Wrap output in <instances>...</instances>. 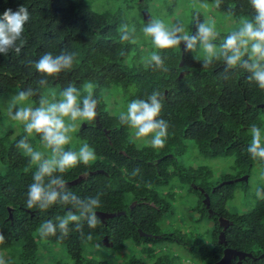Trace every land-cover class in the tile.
<instances>
[{"label":"trees","instance_id":"1","mask_svg":"<svg viewBox=\"0 0 264 264\" xmlns=\"http://www.w3.org/2000/svg\"><path fill=\"white\" fill-rule=\"evenodd\" d=\"M132 1L144 9L139 0ZM214 1L220 12L234 20L255 15L248 0ZM22 5L28 8L30 18L13 48L7 55L0 54V94L12 89L18 93L31 90L34 95L30 101L39 104L46 88L58 87L63 91L72 84L79 90L93 83L100 126L94 121L83 122L84 127L76 136L94 148L97 160L88 167L78 165L63 174L54 172L53 178L69 182L85 175L86 179L55 190L75 194L80 200L100 195L102 206L96 213L110 216L97 215L99 224L95 229H90L87 219H82L85 238L76 231V225L70 224L69 235L63 241L57 240L58 228L55 236L42 239L38 232L42 222L50 220L56 224V217L67 211L77 212V208L72 203L59 202L46 212L27 208L28 186L36 167L15 145L0 143V233L5 237L0 254L12 248L19 250L16 261L9 264H41L36 240L63 247L66 257L52 264H114L110 259L94 256L104 249L103 241L115 254L124 242L134 246L135 249L127 250L133 253L118 264H172L170 254L156 249L161 241L180 245L200 264L217 262L224 248L251 255L240 264H264V199L257 200L246 214L231 215L223 204L231 199L235 182L220 185L250 176L252 168L262 164V160L253 159L247 151L251 126L264 125V90L248 79L250 73L239 65L229 69L223 54L204 67V61L195 59L186 43L180 67L181 50L174 49L158 51L163 61L160 66L150 61L145 65L135 63L138 60V55L132 54L137 49L135 35L128 30L121 32V26L128 25L125 13L131 9L130 1H120L114 13H93L83 0H0V15L8 8L16 11ZM122 34L128 39L121 40ZM16 47L20 48L19 53ZM49 52L53 56L73 53L72 67L55 77L37 72L35 63ZM113 89L120 91L127 105L134 99L147 102L154 91L159 92L163 107L157 119L169 125L162 149L135 145L128 138L129 128L120 124L119 116L105 111L101 90L111 93ZM188 146L202 160H230L234 177L222 175L219 184L212 183L208 168L184 165L182 160ZM173 178L180 188H186V194L195 198V206L190 209L195 212L196 221L212 222L209 242L192 232L188 233L191 237L188 243L178 231L162 233L159 221L172 211V191L176 188H170L169 183ZM164 189L166 192H161ZM204 195L216 217L208 216L202 203ZM217 217L228 222L223 230V244L218 242L222 230ZM88 253L94 257L87 256Z\"/></svg>","mask_w":264,"mask_h":264},{"label":"clouds","instance_id":"2","mask_svg":"<svg viewBox=\"0 0 264 264\" xmlns=\"http://www.w3.org/2000/svg\"><path fill=\"white\" fill-rule=\"evenodd\" d=\"M255 15L245 18L242 27L237 32L229 34L222 45L223 59L229 69L238 65L250 73L248 79L254 81L257 87L264 90V0H248ZM207 7V5H203ZM29 11L25 6H19L16 11L6 9L0 15V54L7 55L17 40L24 33V26L29 21ZM134 31V29H133ZM121 32H127V25L121 26ZM145 37L151 38L153 46L158 50L177 48L183 41L188 50H194L197 41L207 54L204 67L211 63L215 55V46L210 43L216 38L215 23L209 20L200 23L197 35L191 36L182 25L171 29L166 28L162 20H152L143 28ZM128 36L122 34L121 40H127ZM15 51L19 53L20 48ZM247 55L248 59L242 58ZM74 62V54H61L53 56L51 52L44 54L34 65L37 72L45 77H55L62 70L70 69ZM150 62L157 66L163 64L158 52H152ZM46 81H42L44 83ZM94 85L89 82L85 84V95L80 98L78 89L69 84L61 93V98L53 103H48L41 98L40 106L33 107L30 97L34 93L19 92L13 97L8 113L13 121L23 125L26 136L17 145L24 154L29 157L30 164L36 167L32 176V182L28 186L26 207L46 212L58 202L62 204L72 203L77 212L67 211L64 216L56 217V224L52 221L42 222L38 232L43 239L46 236H55L57 228L60 231L58 241H63L69 235V225H76V231L80 232L81 238H85L81 221L87 219L88 227L95 229L99 224L96 210L102 206L100 195L89 196L80 200L75 194L56 191L55 188L63 190L66 182L62 179L53 178L54 172L65 173L76 168L78 165L90 166L97 160L94 148L83 143L78 151L68 150L65 147L71 143L77 122H92L97 116L98 101L93 99ZM159 92L154 91L147 102L144 99L131 100L127 110L119 116L120 124L130 128L137 140L147 142L152 137L150 146L154 149H162L168 137L169 125L164 120H159L163 103L158 99ZM82 104V107L80 106ZM46 105V106H45ZM16 111L12 114V109ZM70 121L67 123L65 121ZM37 134L41 138L45 148L51 150L48 158L41 151L34 150L27 142V138ZM251 141L247 151L253 159L264 161V144H262L261 129L253 124L250 128ZM139 171L138 169L136 170ZM135 174V173H134ZM48 179L45 184V179ZM258 199H264L261 190L257 189ZM89 233L87 239H91ZM5 243V237L0 233V244ZM0 264H6L3 256H0Z\"/></svg>","mask_w":264,"mask_h":264},{"label":"rangeland","instance_id":"3","mask_svg":"<svg viewBox=\"0 0 264 264\" xmlns=\"http://www.w3.org/2000/svg\"><path fill=\"white\" fill-rule=\"evenodd\" d=\"M83 1L93 13H114L115 9L120 4V1H123V3L130 1L131 9L128 13H125L126 16L128 14L126 23L128 24L127 30L135 35L134 41L136 45H134L137 49L136 51H133L132 54L138 55V60L134 62L141 65H145L150 61L152 52L159 51L153 46L151 38L145 37L143 33L145 25L152 20H162L168 29L182 25L185 31L193 37L196 36L195 32H197L200 23H206L209 20H212L215 23L217 32L216 38L210 41V43L215 46V55L212 58H220L223 54L222 45L227 36L232 32H237L239 28L242 27L243 20L245 19L240 18L234 20L228 14L220 12L217 9L214 0H139V3L144 5V9L138 8L135 1L132 0H117L116 2H113L112 0ZM203 5H207V7H203ZM142 12L144 15H142ZM140 13L141 17L139 16ZM184 44L185 42L182 41L177 48L173 49L180 51ZM190 54L195 59L201 61H205L207 55L202 49L199 41H197L195 49L190 51ZM245 56L247 57V55ZM78 91L80 92V98L82 99L86 94L84 86ZM61 93L62 91L58 87H50L42 91L41 98L45 99L48 103H53L61 98ZM17 94V89H12L8 93L0 94V143H3L4 145L12 144L16 147L19 141L26 136V133H24L23 130V125L13 121L8 113L11 101ZM100 97L105 105V111L111 116H120L122 112L127 110V104H124L123 98L118 89H113L111 93L101 90ZM32 106L39 107L40 102L39 104L32 103ZM15 111L16 109L13 108V115ZM65 122L66 124L71 123L67 120ZM82 125L83 122H77L76 130L73 133H70L72 136L71 143L65 147V151H78L79 147L83 144L76 137V133ZM260 129L262 134V144H264V125ZM128 138L137 146H150L152 137L150 136L146 138L147 142L144 140H137L133 131L129 128ZM26 142L34 150L41 151L45 158L50 156L51 150L45 148L41 139H39L36 134L28 137ZM19 151L21 154H24L22 149H19ZM190 151V146H188L182 163L187 167L192 168L195 166H203V168L206 169L208 168L210 172V181L212 183L219 184L220 182L218 180L222 175H230L234 177L235 173L230 170V160H202L196 156V153L193 155ZM169 187H175L176 189L172 191L173 201L171 205V213L159 221L162 233L166 234L173 230L178 231L181 233L180 235H185L184 239L187 240L188 243L191 238L188 233L192 232V234H200L205 243L209 242V235L213 227L212 222L208 219L196 221V214L190 209V207L195 206V198L186 194L185 187H179L176 178H173L170 181ZM233 189L234 191L231 199L223 204L224 210L231 215L248 213L253 208L256 201L259 200L256 196L257 189H260L261 195L264 196V161H262L260 166L255 165L252 168L250 176H247L245 183L235 182ZM161 192H166V189ZM36 242L38 243L36 246L37 255L40 258L39 261L41 264H52L55 261L64 260L66 257L64 256L65 251L62 246L56 244H44L38 240H36ZM103 247L104 249L94 254V256L98 255L100 258L104 257L110 259L114 264L124 261L129 255H131L130 253H133V251H127L129 248L135 249L134 246L127 242L122 243L121 248L119 249L120 251L118 250L119 252H116V254L114 252L115 250L105 241H103ZM156 249L163 253L170 254L173 259L172 264H200L198 261L191 259L192 256L188 255L184 248L176 243L161 241ZM18 252V248H12L9 251L2 252L0 256H3L6 264L14 263ZM118 253H120V255H118ZM132 255L140 257L138 254ZM87 256L94 257L90 253H88Z\"/></svg>","mask_w":264,"mask_h":264},{"label":"water","instance_id":"4","mask_svg":"<svg viewBox=\"0 0 264 264\" xmlns=\"http://www.w3.org/2000/svg\"><path fill=\"white\" fill-rule=\"evenodd\" d=\"M142 15H144V13L142 12ZM182 48L183 46L181 47V55H180V63H179V66H181V61H182V56H183V51H182ZM181 75V74H180ZM82 176H78L76 179L72 180V181H69V182H66V185L65 186H71V185H74L76 184L77 182H79L81 180ZM247 180V176L244 175V176H241L239 178H236L234 180H229L227 182H223L221 183L220 185L222 184H231L233 182H246ZM202 203L204 204L206 210H207V214L208 216H211L212 213H211V210L208 208V197L206 195H204V199L202 201ZM96 215H98L100 218H104V217H109L110 215H106V214H103V213H96ZM218 222H220V224L222 223V231L219 233V236H218V242L220 244H223V230L227 227V220L221 218V217H218ZM246 257H251L250 254H245V253H242V252H239V251H235L233 249H229V248H224L223 251H222V256L221 258L215 263V264H230V261L233 260V259H237L238 262H241V259L243 258H246ZM240 264V263H238Z\"/></svg>","mask_w":264,"mask_h":264},{"label":"flooded vegetation","instance_id":"5","mask_svg":"<svg viewBox=\"0 0 264 264\" xmlns=\"http://www.w3.org/2000/svg\"><path fill=\"white\" fill-rule=\"evenodd\" d=\"M94 124L97 126V127H99L100 125L98 124V117L96 116V118H95V120H94ZM84 127V123H83V125L80 127V129L81 128H83ZM79 129V130H80ZM103 132L106 134V132L103 130ZM77 137V136H76ZM96 172H98V173H101L102 171H96ZM89 173V172H88ZM79 176H82V178L81 179H86V176L85 175H79ZM211 213H212V216H215V212H213V211H211ZM216 217V216H215ZM217 223H218V226L221 228V230H222V223L220 224V222H218V217H217ZM227 225H228V223H227ZM242 260H244V258L243 259H241V261ZM216 263V262H215ZM215 263H213V264H215ZM238 263H241V262H238L237 261V259L235 258V259H233V260H231L230 261V264H238Z\"/></svg>","mask_w":264,"mask_h":264}]
</instances>
